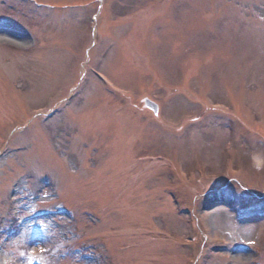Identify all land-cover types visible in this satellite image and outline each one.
<instances>
[{
    "label": "rangeland",
    "instance_id": "obj_1",
    "mask_svg": "<svg viewBox=\"0 0 264 264\" xmlns=\"http://www.w3.org/2000/svg\"><path fill=\"white\" fill-rule=\"evenodd\" d=\"M0 26V264H264V0H0Z\"/></svg>",
    "mask_w": 264,
    "mask_h": 264
},
{
    "label": "bare ground",
    "instance_id": "obj_2",
    "mask_svg": "<svg viewBox=\"0 0 264 264\" xmlns=\"http://www.w3.org/2000/svg\"><path fill=\"white\" fill-rule=\"evenodd\" d=\"M255 158H256V157H255ZM257 158H259V157H257ZM257 158H256V160H258ZM258 161H259V160H258Z\"/></svg>",
    "mask_w": 264,
    "mask_h": 264
}]
</instances>
